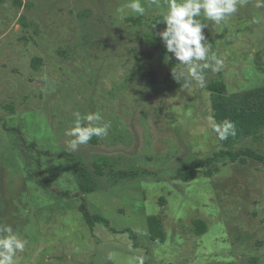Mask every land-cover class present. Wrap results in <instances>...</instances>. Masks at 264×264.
<instances>
[{"label":"rangeland","instance_id":"obj_1","mask_svg":"<svg viewBox=\"0 0 264 264\" xmlns=\"http://www.w3.org/2000/svg\"><path fill=\"white\" fill-rule=\"evenodd\" d=\"M22 2L0 0V224L28 241L19 264H113L109 252L117 254L115 264L130 257L147 264H264L261 163L221 165L212 177L202 170L189 182L171 179L180 166L219 149L208 84L221 73L228 94L264 86V8L249 0L219 25L205 19L212 51L225 60L222 71L206 69L203 88L180 80L181 88L154 93L150 72L163 81L173 67L186 71L166 48L144 42L166 27L152 21L168 0H142L143 16L118 12L127 0ZM34 58L41 59L36 68ZM95 112L111 121L108 135L69 151L65 133L76 113ZM6 128L20 130L25 141ZM239 148L264 154V130ZM100 158L110 167L98 189L78 196L72 166L93 172ZM134 169L155 175L111 185V171ZM83 202L117 231L135 232L137 245L128 233L90 229L79 211ZM151 215L162 219L163 243L149 237ZM195 220L206 224L204 234L195 233Z\"/></svg>","mask_w":264,"mask_h":264},{"label":"trees","instance_id":"obj_2","mask_svg":"<svg viewBox=\"0 0 264 264\" xmlns=\"http://www.w3.org/2000/svg\"><path fill=\"white\" fill-rule=\"evenodd\" d=\"M14 3L20 7L23 5L22 0H14ZM201 19L204 18L201 17ZM152 24L157 27L166 26L163 23V16L156 17V19L152 21ZM158 33L147 35L144 42L147 46L164 49L165 46ZM40 63V58H34L33 66L35 68ZM148 77L151 89L154 93L169 92L181 88L182 86V82H175L171 74H168L163 81H159L153 72H150ZM207 89L211 92V108L213 111L214 123H221L225 119L230 120L235 124L236 134L235 136H229L228 139L221 141L214 132L219 149L206 158H197L192 160L189 164L180 166L172 176V180H180L183 182L193 181L199 177L202 170H205L206 176L212 177L219 171L221 165H245L249 163V161H256L264 166V154L261 152L250 148L234 149L235 145L243 142L247 138H252L254 140L259 139L261 132L264 130V86L228 94L222 74L219 73V77L212 80L208 84ZM6 129L19 134L21 141H25L23 133L17 128ZM29 146L31 148H36L37 144L31 142ZM109 167L110 163L107 158L96 160L93 163V172L88 171L81 165L74 164L72 170L78 179L80 190L78 196L95 192L99 187V178L104 175V169ZM154 175V172L147 169L119 170L111 171L109 179L111 185L115 186L122 182L134 181ZM161 202L163 204L165 200L162 199ZM79 211L83 221L90 229L100 224L113 233H128L131 239L135 241V245H137L138 238L135 232L129 229L117 231L110 226L109 221L103 215L98 213L91 214L85 202L80 205ZM147 225L150 239L153 242L163 243L166 236L162 227L161 217L154 215L149 216L147 218ZM206 229L207 226L202 220L194 221V231L197 235L204 234ZM143 264L147 263L143 262Z\"/></svg>","mask_w":264,"mask_h":264},{"label":"clouds","instance_id":"obj_3","mask_svg":"<svg viewBox=\"0 0 264 264\" xmlns=\"http://www.w3.org/2000/svg\"><path fill=\"white\" fill-rule=\"evenodd\" d=\"M249 0H168L167 11L163 13L164 30L158 33L166 51L175 58L184 70L173 67V78L185 85L192 81L203 88L206 83L205 70L222 71L225 60L212 51L211 44L204 34L207 26L204 19L219 25L247 5ZM155 3V0H153ZM159 6V5H158ZM256 8H264V0H255ZM126 10L140 16L145 15L146 8L142 0H127L117 11ZM203 17L204 19H201ZM155 27V25H153ZM74 126L65 135L72 137L68 142L69 151H76L81 145H87L95 137H106L111 128V121H106L99 112L82 117L76 113ZM213 131L219 140L235 136V124L225 119L213 124ZM28 244L9 224H0V264H19L18 253H23ZM117 254L109 252L107 259L115 264ZM128 264H143L142 257H130Z\"/></svg>","mask_w":264,"mask_h":264}]
</instances>
